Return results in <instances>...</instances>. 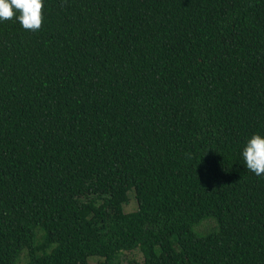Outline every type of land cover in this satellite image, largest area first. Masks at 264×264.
<instances>
[{
  "label": "trees",
  "instance_id": "trees-1",
  "mask_svg": "<svg viewBox=\"0 0 264 264\" xmlns=\"http://www.w3.org/2000/svg\"><path fill=\"white\" fill-rule=\"evenodd\" d=\"M255 134L264 0H43L37 31L0 21V264H264Z\"/></svg>",
  "mask_w": 264,
  "mask_h": 264
},
{
  "label": "clouds",
  "instance_id": "clouds-1",
  "mask_svg": "<svg viewBox=\"0 0 264 264\" xmlns=\"http://www.w3.org/2000/svg\"><path fill=\"white\" fill-rule=\"evenodd\" d=\"M17 19L25 30L37 31L43 23V0H0V21ZM249 171L264 175V137L253 135L242 151Z\"/></svg>",
  "mask_w": 264,
  "mask_h": 264
},
{
  "label": "rangeland",
  "instance_id": "rangeland-1",
  "mask_svg": "<svg viewBox=\"0 0 264 264\" xmlns=\"http://www.w3.org/2000/svg\"><path fill=\"white\" fill-rule=\"evenodd\" d=\"M128 202L123 204V210L124 212H130V211H134L137 209V202L135 199V195L133 191H129L128 192ZM203 224V225H202ZM208 227H214V221L213 220H203L200 224L196 225L193 229L196 233L198 234H202L205 233L207 231H210L211 229H206ZM200 230H204V231H199ZM142 254L140 252L139 249H134L131 251H123L120 254V259H121V264H128L129 262H136V263H140L142 261ZM90 261L94 262L97 260L96 257L94 258H90ZM25 261V253H22V255L20 256V260L17 264H23Z\"/></svg>",
  "mask_w": 264,
  "mask_h": 264
}]
</instances>
